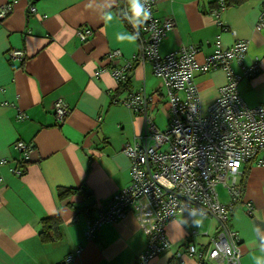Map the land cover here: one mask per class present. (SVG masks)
<instances>
[{"label":"crops","instance_id":"crops-1","mask_svg":"<svg viewBox=\"0 0 264 264\" xmlns=\"http://www.w3.org/2000/svg\"><path fill=\"white\" fill-rule=\"evenodd\" d=\"M10 1L12 11L0 19V102H7L0 104V264H136L150 220L143 200L123 217L101 224L94 238L85 235L86 220L130 182V159L122 149L142 132L143 120L119 99L129 90L153 95L152 116L164 129L170 109L162 81L148 62H135L127 74L128 88L120 91L108 69L109 50L121 51L119 64L138 50L137 38L121 16L123 0H0V6ZM126 4L141 20L142 13L134 10L138 1ZM215 5L216 0L157 1L154 15L175 22L159 54L194 45L202 63L217 43L228 47L246 40L245 61L257 60L259 71L243 78L238 91L249 105L264 102V29L256 28L264 0L227 6L219 15L223 26L211 13ZM86 29L92 34L81 41L77 31ZM14 49L23 50L24 60L9 57ZM233 68L239 71L235 63ZM193 81L206 110L226 76L220 69L195 71ZM58 99L71 110L61 124L52 111ZM17 108L27 119L17 118ZM16 140L32 144L21 175L13 172L21 158L13 147ZM239 181L244 201L235 205L231 227L240 238L241 264H264V166L247 165ZM220 187V200L226 201L227 192ZM60 189L76 191L59 197ZM49 217L60 219V238L43 242L39 230ZM200 220L203 229L214 226ZM165 232L171 247L150 264H176L174 253L186 242H207L202 235L187 239L177 220L169 221ZM68 255L73 259L66 261ZM184 264L197 260L184 255Z\"/></svg>","mask_w":264,"mask_h":264},{"label":"built area","instance_id":"built-area-1","mask_svg":"<svg viewBox=\"0 0 264 264\" xmlns=\"http://www.w3.org/2000/svg\"><path fill=\"white\" fill-rule=\"evenodd\" d=\"M137 1L143 10L141 20L134 17L126 0L120 2L119 9L137 38L138 50L122 64L118 63L121 51L109 50L108 69L121 86L127 83V74L135 62H148L153 74L162 81L170 118L166 128L156 126L152 116L155 100L143 89L129 90L119 99L143 120L142 132L126 141L122 149L130 159V182L87 218L85 235L96 237L101 224L123 217L143 200L150 207V220L146 245L136 264H150L171 247L165 232L171 220H177L185 228L187 239L199 235L207 238L204 245L186 242L177 249L176 264H184V255L194 257L197 264H241L240 238L231 227V215L235 205L244 201L239 181L243 168L249 164L264 166V102L247 104L238 84L243 78L257 74L259 63L257 60L246 63V40H237L228 47L217 43L202 63L196 60L194 45H183L161 56L159 46L175 22L171 17L159 19L154 15L153 6L159 0ZM12 6L11 1L0 6V19L12 11ZM226 7V0H216L211 10L220 26L223 24L219 15ZM256 28L264 29V9ZM91 34L90 29L77 31L81 41ZM8 54L12 60L25 58L20 49L9 50ZM234 63L239 71L233 68ZM217 69L224 71L226 82L204 110L193 75L195 71ZM4 103L7 102H0ZM52 111L56 123L61 124L71 110L64 100L58 99ZM17 118L25 120L27 115L17 108ZM13 147L21 153L13 172L21 175L32 144L16 140ZM218 185L226 190V201L220 200ZM252 209L248 204V212ZM203 218L214 222V226L203 229L200 220ZM72 259L73 255H68L66 261Z\"/></svg>","mask_w":264,"mask_h":264},{"label":"trees","instance_id":"trees-1","mask_svg":"<svg viewBox=\"0 0 264 264\" xmlns=\"http://www.w3.org/2000/svg\"><path fill=\"white\" fill-rule=\"evenodd\" d=\"M242 0H226V6L231 4L240 3ZM122 16V14H121ZM128 88V84H122L119 88L120 91ZM76 191L75 189H60L58 191V196L63 197L71 192ZM90 218V217H89ZM60 219L58 217L45 218L42 221L41 228L39 230V237L43 242L54 241L60 238L59 225Z\"/></svg>","mask_w":264,"mask_h":264},{"label":"clouds","instance_id":"clouds-1","mask_svg":"<svg viewBox=\"0 0 264 264\" xmlns=\"http://www.w3.org/2000/svg\"><path fill=\"white\" fill-rule=\"evenodd\" d=\"M134 10L137 15H140L143 12L142 8H140L139 6H136Z\"/></svg>","mask_w":264,"mask_h":264},{"label":"rangeland","instance_id":"rangeland-1","mask_svg":"<svg viewBox=\"0 0 264 264\" xmlns=\"http://www.w3.org/2000/svg\"><path fill=\"white\" fill-rule=\"evenodd\" d=\"M218 191H219V193H222V190H221V187L220 186H218Z\"/></svg>","mask_w":264,"mask_h":264}]
</instances>
